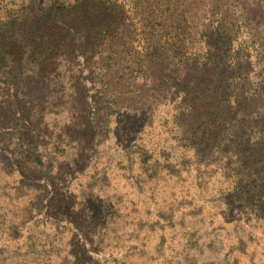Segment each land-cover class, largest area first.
<instances>
[{
    "label": "rangeland",
    "instance_id": "rangeland-1",
    "mask_svg": "<svg viewBox=\"0 0 264 264\" xmlns=\"http://www.w3.org/2000/svg\"><path fill=\"white\" fill-rule=\"evenodd\" d=\"M24 1L38 17L69 2ZM171 2L204 41L235 12L261 39L244 73L260 83L262 134L264 0ZM94 21L61 12L66 48L50 61L29 62L32 45L0 60V264H264V181L237 132L179 122L181 97L207 100L220 83L170 62L130 77Z\"/></svg>",
    "mask_w": 264,
    "mask_h": 264
},
{
    "label": "trees",
    "instance_id": "trees-1",
    "mask_svg": "<svg viewBox=\"0 0 264 264\" xmlns=\"http://www.w3.org/2000/svg\"><path fill=\"white\" fill-rule=\"evenodd\" d=\"M159 1L161 8L147 11L145 0H69L52 5L38 17L44 10L24 0H1L0 60L11 58L17 50L23 51L32 45L27 56L29 62L36 63V67L50 61L66 48L65 32L55 26L58 17L61 12L81 7L85 16L95 20V24L87 22L93 27V33L113 46L130 77L145 70L152 72L166 62L193 73L194 77L208 70L209 76L220 83L219 91L209 95L207 100L201 97L199 101L193 98L190 102L181 97L179 122L199 129L224 124L226 132L236 131L242 163H248L256 177L253 182L264 181V130L260 134V127L255 128L258 123L254 111L260 83L251 82L244 73L245 62L260 52L261 39L256 37L249 23L241 20L244 15L235 12L239 20L232 25L224 22L214 25L209 43L199 38L198 32L188 24L189 16L181 19L170 13L171 0ZM193 97H197V93ZM193 138L199 140L197 134Z\"/></svg>",
    "mask_w": 264,
    "mask_h": 264
}]
</instances>
